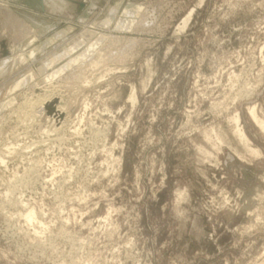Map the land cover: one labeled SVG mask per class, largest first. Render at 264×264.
Instances as JSON below:
<instances>
[{"label": "rangeland", "instance_id": "rangeland-1", "mask_svg": "<svg viewBox=\"0 0 264 264\" xmlns=\"http://www.w3.org/2000/svg\"><path fill=\"white\" fill-rule=\"evenodd\" d=\"M252 109L264 0H1L0 264H264Z\"/></svg>", "mask_w": 264, "mask_h": 264}, {"label": "bare ground", "instance_id": "bare-ground-1", "mask_svg": "<svg viewBox=\"0 0 264 264\" xmlns=\"http://www.w3.org/2000/svg\"><path fill=\"white\" fill-rule=\"evenodd\" d=\"M1 1V0H0ZM51 2H53L54 0H50ZM6 2V1H5ZM130 7H131V9H134V8H136L134 5L133 6H131L130 5ZM137 9V8H136ZM130 12V11H129ZM133 12V11H132ZM128 13V12H127ZM131 13V12H130ZM189 16L190 15H188V17H186L184 20H183V25L181 26V27H185V25L187 24V22H188V20H189ZM16 20V19H15ZM21 22V21H20ZM23 26H24V24H22ZM119 25V24H118ZM129 25V22L128 21H126V25H124V27H127ZM26 26V25H25ZM27 27V26H26ZM24 28V27H23ZM23 28L21 29V31L23 32L24 30H25V28H24V30H23ZM180 28V27H179ZM27 29H28V27H27ZM116 29V28H115ZM181 29V28H180ZM31 30V29H30ZM33 30V29H32ZM87 31V30H86ZM25 32V31H24ZM91 32V31H90ZM27 33V32H26ZM25 34V33H24ZM25 35H27L28 36V33L27 34H25ZM30 36H31V34H29ZM105 35V34H104ZM84 36H86V35H84ZM112 37H114V36H112ZM29 39V38H28ZM31 39L33 40V37H31ZM31 39L30 40H28V41H31ZM80 39V38H79ZM115 39V38H114ZM81 40V39H80ZM109 40H111V38H109ZM27 41V42H28ZM78 41V40H77ZM29 43V42H28ZM80 44V43H79ZM78 45V44H77ZM76 47V46H75ZM71 48V47H70ZM73 48V47H72ZM28 53V52H27ZM33 54V53H32ZM33 56V55H32ZM60 56V55H59ZM81 56V55H80ZM86 56V55H85ZM54 57V56H53ZM75 57V56H74ZM79 57V56H78ZM52 58V57H51ZM60 58V57H59ZM86 58V57H85ZM73 59V58H72ZM72 59H71V61L70 62H73L72 61ZM75 59H77V58H75ZM82 59V58H81ZM49 60V59H48ZM57 60V59H56ZM52 61H54V60H52ZM52 61L51 60H49V62L50 63H52ZM74 63V62H73ZM77 63V62H76ZM84 63V62H83ZM75 64V63H74ZM92 64H93V62H92ZM91 64V65H92ZM50 65V64H49ZM75 65H78V64H75ZM82 65V64H81ZM68 67H72L73 65L71 64V63H69L68 65H67ZM65 67V66H64ZM79 67V66H78ZM60 68H62L61 66H60ZM65 68H63V69H59V70H64ZM77 69V68H76ZM79 69V68H78ZM58 70V69H57ZM63 72V71H62ZM58 73H59V71H58ZM76 73V76H77V74L79 73V71H78V73L77 72H75ZM80 74V73H79ZM82 74V73H81ZM80 74V75H81ZM73 76H75V74H72ZM30 76V75H29ZM81 77H82V75H81ZM81 77H79V78H81ZM51 80V79H50ZM77 80V79H76ZM21 82V81H20ZM25 96V95H24ZM26 97V96H25ZM45 97V96H44ZM56 97L55 96H53V95H50V96H47L46 98H44L43 100H42V102H41V104H40V109L41 110H39V111H42V112H44V113H47L48 114V116H49V118L50 119H52V124L54 125H52L53 127V129H58L59 127H61L62 125H63V123H64V120H63V114H64V107L59 103V101L57 102V100L55 99ZM129 99L131 100V102H134L135 101V94H134V89H132V91H131V94H130V96H129ZM42 112H40L39 114H42ZM250 115H252V118L254 119V121L256 122V124L260 127V128H262L263 130H264V122H262V121H260L259 119H257L255 116H254V114H253V109L252 110H250ZM48 118V117H47ZM235 122H236V126H237V128H236V134L238 135V137L240 138V139H243V140H245V141H247V138H246V136H245V134H244V132H243V130L239 127V125L237 124L238 123V118L236 117L235 118ZM56 127H58V128H56ZM52 130V129H51ZM8 151V150H7ZM1 158V157H0ZM28 211V213H27V215H26V217L25 218H27V219H31L32 218V216H33V213H32V211H29V210H27Z\"/></svg>", "mask_w": 264, "mask_h": 264}]
</instances>
